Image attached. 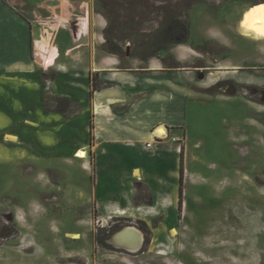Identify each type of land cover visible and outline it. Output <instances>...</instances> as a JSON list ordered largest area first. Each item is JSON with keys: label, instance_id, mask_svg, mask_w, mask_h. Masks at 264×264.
<instances>
[{"label": "rangeland", "instance_id": "1", "mask_svg": "<svg viewBox=\"0 0 264 264\" xmlns=\"http://www.w3.org/2000/svg\"><path fill=\"white\" fill-rule=\"evenodd\" d=\"M262 1L92 0L104 49L109 36L123 65L127 49L178 85V105L162 111L175 126L150 148L160 126L131 142L91 134L89 108L77 106L90 89L54 76L45 59L57 33L43 38L38 90L0 87V264H264V38L238 27ZM84 17L66 48L96 30ZM126 227L141 233L137 248L116 241Z\"/></svg>", "mask_w": 264, "mask_h": 264}, {"label": "crops", "instance_id": "2", "mask_svg": "<svg viewBox=\"0 0 264 264\" xmlns=\"http://www.w3.org/2000/svg\"><path fill=\"white\" fill-rule=\"evenodd\" d=\"M91 9L92 0H0V87L5 82L12 86L27 82L38 90L40 82L35 76H44L46 71L37 60L44 55L42 40L57 33L52 54L46 57L45 63L55 77L69 79L71 85L84 93L90 89L89 107L75 100L78 110L89 108L91 134L94 130V134L96 131L106 141L131 142L148 139L156 126H160L158 131L163 126H175L176 122L162 116V111L174 103L178 105V85L171 77L154 76L162 69L151 60L132 58L126 49L123 65L121 56L106 51L102 35L105 20L99 14L92 15ZM84 14L91 27L96 25V30L89 29L86 38L71 40L81 45L70 50L66 48L68 42H63L69 39L67 31L84 25L83 21L77 24L70 21ZM88 75H94L95 88L87 80ZM42 83L45 90L46 83ZM43 96L40 101L47 109L49 96L46 93ZM92 139L95 140V135ZM97 145L95 142L93 147ZM134 173L138 176L139 170L135 168Z\"/></svg>", "mask_w": 264, "mask_h": 264}, {"label": "bare ground", "instance_id": "3", "mask_svg": "<svg viewBox=\"0 0 264 264\" xmlns=\"http://www.w3.org/2000/svg\"><path fill=\"white\" fill-rule=\"evenodd\" d=\"M238 27L243 36L250 37L253 40L264 38V1L245 8L238 21ZM76 35H73L74 39H77ZM158 128L155 130L159 134L166 133L164 127V129L160 128L159 131ZM141 238V233L132 227H126L115 235L116 241L129 249L137 248L140 245Z\"/></svg>", "mask_w": 264, "mask_h": 264}, {"label": "trees", "instance_id": "4", "mask_svg": "<svg viewBox=\"0 0 264 264\" xmlns=\"http://www.w3.org/2000/svg\"><path fill=\"white\" fill-rule=\"evenodd\" d=\"M113 1L114 0H101V4H102V6L104 8H112L111 3H113ZM172 25H173V28L172 29L181 31L184 34V37L187 35V33H188V27H187V24L185 22H179L178 24H175L174 23ZM172 42L173 43H181L183 41L176 40V41H172ZM105 43H106V47H105L106 51H108V52H110L112 54L119 55V56L121 55L122 48L113 39H111L109 36L106 37ZM140 58L143 59L144 57L141 56ZM94 81L91 80L92 84H94ZM91 129H92V124H90V132H91ZM179 191H180L179 192V195H180L179 201H180L181 200V187L179 188Z\"/></svg>", "mask_w": 264, "mask_h": 264}, {"label": "built area", "instance_id": "5", "mask_svg": "<svg viewBox=\"0 0 264 264\" xmlns=\"http://www.w3.org/2000/svg\"><path fill=\"white\" fill-rule=\"evenodd\" d=\"M86 18L84 17V16H82V17H77L76 19H75V21H70V22H72V23H79V22H81V21H83V20H85ZM87 20V19H86ZM166 129V128H165ZM166 131V130H165ZM167 138H169L168 137V134H167V131H166V133L165 134H159L155 129H154V131H153V134H152V136H151V138H150V140L149 141H145V146L146 147H152V145L153 144H157V143H161L163 140H165V139H167ZM171 139V141H173V142H179V139L177 138V137H171L170 138ZM179 149V146L178 147H176V150H178Z\"/></svg>", "mask_w": 264, "mask_h": 264}]
</instances>
